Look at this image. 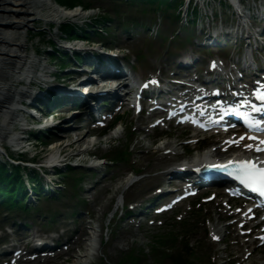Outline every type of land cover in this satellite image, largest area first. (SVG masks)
<instances>
[{
  "label": "rangeland",
  "instance_id": "374dc122",
  "mask_svg": "<svg viewBox=\"0 0 264 264\" xmlns=\"http://www.w3.org/2000/svg\"><path fill=\"white\" fill-rule=\"evenodd\" d=\"M119 1L121 5L120 7H117L115 4L111 3L110 0H104V1L96 0L95 4L101 7V11L103 10L102 14L107 13L108 15L112 16L111 12H114L115 10H119L121 13H130L128 12V8H127V6L129 7V5L123 0H119ZM106 9L108 10L107 12L105 11ZM148 15L155 17L156 22L159 21L161 23H163V20H164L163 18L165 17L163 13L155 14L154 10L153 11L150 10ZM121 16H122L121 20L124 21L125 20L124 14H122ZM139 16H140V20H136L134 18V15L132 16V19L134 20V22L141 21L145 17L143 14H140ZM171 16L175 17L174 14H172ZM91 18L90 17L79 18V20L77 21L83 22L86 20H90ZM170 19L172 20V18ZM62 20L65 21L66 23H68L69 21L68 19H62ZM180 25H181V22H180ZM190 26L192 27V25ZM108 29L109 30L107 31L109 32L110 38L115 40L116 42L119 41L120 42L119 44H122L123 46H125V48H119L120 50H125L126 53L131 51V56L136 54L139 50H142V49H144V52H148V54L151 55L150 56L151 63L153 64L155 63L154 65L156 66V69H155L156 73L159 72L158 69L161 66V64H159L158 62H154L157 59V56L172 55V53L176 50L175 47L177 45L179 46L183 44L184 43L183 41L186 38L184 35H182V37L177 38L176 41L168 44L167 41L172 37L173 32H170L167 34L160 33L159 37L155 38L154 36L156 35V33H154L151 30L150 32H145L141 34L151 36L152 38H147V37H144L138 34V36L135 37V39L126 41L124 36L127 34L125 33V31L122 30L121 27H119L118 21L115 22V26L112 23H109ZM55 32H56V35L53 37V33ZM27 34L29 35V43H31L32 47H34L33 52L37 55L38 58H40L41 61H43L49 67H55V66L57 67L59 64H61V57L63 58V56H58L57 54H55L52 48V47H55L56 43H59L60 38L66 36L65 33L61 31L59 23L54 24L50 22L48 23L47 27L42 26L40 29L38 28L36 33H34L35 34L34 36H32L30 32H27ZM153 38L155 40L153 42L155 47L145 48L143 45L148 43ZM116 39H120V40H116ZM122 40L125 41L130 46H134L135 51H132L131 49H129L126 43L122 42ZM126 48H128L129 50ZM215 49L216 48H208L207 51H199V52L203 53L204 55H206L207 58H209L211 56H216L217 53L215 52ZM232 51H233L232 49H229L228 51L222 52L220 54H224L225 56H230ZM146 59H147V55L146 56L144 55V60H145L144 65H146ZM35 69L38 70V68H35ZM146 71L148 72V74L150 72H155L153 71V69H147ZM32 87H34V84H32ZM21 113L23 117L26 118L25 113L24 112H21ZM131 113L132 112L127 113L128 115L126 116L127 121H131L132 117L135 116L134 114H131ZM135 118L138 119L139 117H135ZM60 119L61 117L58 118V121H59L58 124L52 129V134L50 133L46 138H41L37 142H39V144H42V143L45 144V142L46 144L54 142V141L57 142L55 146H59L58 149H62L63 153H65V155L63 154L61 158L67 159L66 162L63 161L61 163L62 165H66L67 162L77 164L81 160L87 163V160L89 158H93V155L97 154V153H94L96 152L97 147L94 146V144H92V142L95 140L94 137L88 136L85 139L86 141L84 143L78 144L76 146H68L69 143L73 141H77L78 139L82 138L85 135V133L77 132L76 130H78L79 127L77 126L71 127L70 122L60 121ZM126 123L129 126L132 125V124H129L128 122ZM12 127H14V125H12ZM69 127H71L72 129L61 130V128L65 129ZM26 134L27 133L25 132L22 135L26 136ZM66 135L67 137L61 140L63 136H66ZM128 138H129V134L127 132L124 133L123 136L121 137V144L126 145L128 143L127 142ZM180 143L177 142V147L182 152L183 151L182 147L179 146ZM7 148L8 147H6V149ZM98 149H99V153L104 152V147L102 144H101V147H99ZM137 149H139L138 146H136L134 150V154L132 156V158H135L134 164L127 163L124 161L115 163L114 168H112V173L110 174V176L113 177L112 181L108 182L109 184H111L112 187H114V190L112 189L111 192L110 191L100 192L98 188L95 189L92 192V194L85 192V191L83 192V186L85 189L92 186L93 183H95L99 179L100 174H98L96 177H93V178L85 177L83 182L80 184V182H78L77 179L80 178V174H82L83 171L85 170V168L82 166L72 167L68 171L61 170L59 172H55L54 169H51V172L53 173L54 178H57L58 179L57 182H60L64 187L63 191H61V198L59 201H56L53 204H48L46 202L41 201L38 204V207H36V208H39V213L44 212L46 215L41 218L37 216L36 208L32 210L30 209L26 210L24 214L27 215V219L30 222H33L34 224H36V221L47 220L55 213L56 210H63L64 208H66L65 207L66 203L71 201L72 197L70 196L74 197L75 194H78V192L80 191L84 197L88 196L90 198L89 204H87L86 202H84L83 204L84 205L83 207L85 209L84 213L79 214V215H74L73 217H69V218H67L68 216H64L63 219H60V221H65L67 223H77L78 225H80L83 220L88 219L87 216H88V213L90 212V215L91 217H93L94 222H95L93 224L94 229H98L99 232L101 231V236L99 237V239L101 240L97 241L96 249L91 251L95 255L92 256L91 254H89L88 257L86 258L81 257L82 261L88 262L92 260L93 263L91 264H124L131 254L136 253L137 255H140L139 252H141L144 255H146L147 259H149V261L145 263L146 259L142 258L143 261L141 264H157L155 261H150L154 259V256L151 250L153 249V244L159 242L161 233H164L169 230H172V231L174 230L175 233L179 235L182 232L175 228L162 231V229L159 226L151 227L150 225H147V224L139 226L137 221L134 222V224L129 226L130 219L122 217L123 212H121V208L118 203V197L121 192L119 187L122 183L121 184H118V183L122 180L126 171L127 172L130 171L129 169H133V171H143L145 174L150 175V178H151V177L157 176L160 171H164L165 170L164 167L168 164V163L160 164L157 158H153L150 156L144 157L143 153H140L139 150ZM84 150H87V151H84ZM3 151H5V149H3ZM80 151H83V152L80 153V155H78L79 154L78 152ZM40 152H44V153L40 154V156H43V158H39V162L46 163V158L49 156V154L53 152V150H52V147H49V146L48 147L39 146L37 148V153H40ZM32 156H33V152H30L27 157H32ZM5 165H8V164H5ZM50 174L51 173H49L46 176L50 178ZM38 176L43 177V175H40V174ZM137 178L138 179L142 178V179L139 182H137L134 186H131L129 189H127L124 192V198L126 202L128 201L132 203L140 202L139 199L143 198L142 197L143 191L149 186V182L148 180L146 182L145 177L143 178V176H139ZM93 194H97V198H98L97 201H94ZM91 196H92V199H91ZM71 211H73V209ZM115 211H116V215L115 217H113V212ZM208 212H210L212 217L216 220L219 209L213 205L208 209ZM67 214H70V212ZM7 215H9V212H5L4 214L2 210L0 211V225L1 226H4L6 224V221L9 220V219L2 218V217H7ZM70 226H73V224H71ZM125 228H128V229H126L122 233V230ZM120 235L126 236L125 239L119 238ZM186 242L189 243L191 247L194 246L193 250L194 252H196L195 255L197 258H194L192 264H212V263L220 264V263L225 262L224 259L222 258L228 255L220 250H217L219 248L217 244H213V246H210L208 244V243H211V240L209 238H205V237L200 238L197 234L187 237ZM241 242H243V240H241ZM86 243H87L86 244V247H87L89 240ZM231 243H232V252L234 256H242L246 252V248L241 249L235 241L232 240ZM174 246H177V242ZM84 247H85V243H84ZM83 249L84 248H82L81 250ZM167 251L171 252V250H167ZM84 252L88 253L86 250H84L82 251V254H84ZM220 256L222 258H220ZM257 257L258 258L264 257V251L262 253H258ZM73 263L67 262L66 264H73ZM19 264H24V263L20 262ZM34 264H46V262L36 260ZM130 264H138V262L135 261ZM225 264H228V263H225ZM246 264H249V261H247ZM250 264H253V263L250 262ZM260 264H264V261H262Z\"/></svg>",
  "mask_w": 264,
  "mask_h": 264
},
{
  "label": "bare ground",
  "instance_id": "6f19581e",
  "mask_svg": "<svg viewBox=\"0 0 264 264\" xmlns=\"http://www.w3.org/2000/svg\"><path fill=\"white\" fill-rule=\"evenodd\" d=\"M264 2V0H262ZM206 0L203 1V4H196L193 6L197 9L202 15H206L210 18H215V15L223 16L224 13L218 12L217 9L209 4H205ZM133 6L140 8V13L149 12L152 9L151 5H141L137 2H134ZM131 6V8H133ZM207 10L212 13L210 16L207 15ZM255 12L264 13V5L258 7ZM85 13L80 7L74 9H66L54 0H0V148L4 144L11 145L20 144L24 142V138L21 136V132L15 131L17 128L14 124H22L19 116L21 113L20 104L22 101L31 100V97L34 95L33 87L30 85L31 80L35 79L39 82H44L47 85L51 83L46 81L51 74L47 75L49 72V67L37 57L33 52L34 47L29 43V35L27 32H30L34 36L38 28L42 26L47 27L50 22H59L62 19H77L81 18L79 16H85ZM212 23L213 20L211 19ZM219 27L220 24L216 22ZM227 27L228 25L222 24ZM200 28L202 31L208 30L210 33H215L216 41H221L220 35L218 32L213 31L209 26L204 27V23H200ZM43 29V28H42ZM56 35V32L53 33V37ZM224 38L223 35H221ZM192 56V55H190ZM189 56V57H190ZM116 61L122 62V59L116 56ZM194 59V57H191ZM101 65H105L106 61L98 60ZM106 67V66H105ZM35 68H39L38 71ZM37 70V71H36ZM65 99L71 100L73 103L76 101L86 102L83 96H74L73 98L68 96H63ZM94 102L96 98L92 99ZM87 102L89 100L87 99ZM19 133V134H18ZM67 137L63 136L62 140ZM86 137H82L77 141H73L68 146H76L78 144L84 143ZM4 143V144H3ZM63 147V146H61ZM3 150V149H2ZM86 151V150H84ZM80 151L79 153H82ZM150 150H147V153L150 154ZM56 152L52 153V156H55ZM205 155H208L206 153ZM164 182L163 179H160V184ZM97 185V184H96ZM125 185V184H124ZM159 186H151V190H154ZM85 221L82 222L80 227L71 234L65 235V233H60L55 235L52 239L48 240L44 245L40 247L33 246L32 252L36 257H46L48 261H57L65 262L66 260H73L74 257H84L86 258V252L81 255V253L76 254L75 248H83L85 242V236L88 235V230L86 227ZM99 233L91 234L89 237L91 239L98 237ZM5 236L0 238L6 239ZM125 239V237H122ZM89 239V238H88ZM36 241V240H35ZM23 243H28L25 239ZM68 243L66 249H60L59 254L56 257L50 255H44L43 249L58 245L61 247L63 244ZM93 243H91L90 248H93ZM86 249V248H85ZM12 250H6V255L11 253ZM64 255H68V258H64ZM77 255V256H76ZM5 255L2 256V258ZM1 258V255H0ZM74 264H81L80 260H74Z\"/></svg>",
  "mask_w": 264,
  "mask_h": 264
},
{
  "label": "snow or ice",
  "instance_id": "6c2138e0",
  "mask_svg": "<svg viewBox=\"0 0 264 264\" xmlns=\"http://www.w3.org/2000/svg\"><path fill=\"white\" fill-rule=\"evenodd\" d=\"M259 98L264 100V95ZM236 173L238 180L254 191H260L261 194H264V168H257L251 161L238 162Z\"/></svg>",
  "mask_w": 264,
  "mask_h": 264
}]
</instances>
